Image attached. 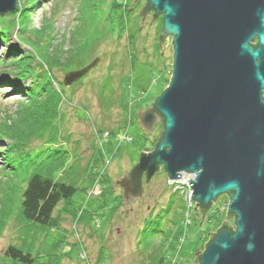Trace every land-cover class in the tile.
Listing matches in <instances>:
<instances>
[{
    "label": "rangeland",
    "instance_id": "1",
    "mask_svg": "<svg viewBox=\"0 0 264 264\" xmlns=\"http://www.w3.org/2000/svg\"><path fill=\"white\" fill-rule=\"evenodd\" d=\"M133 3L16 0L15 7L28 6L27 17L3 23L8 33L0 40V264H22L5 255L9 244L32 254L28 264H151L164 247L157 234L146 247L147 220L179 199L191 227L183 230L177 251L164 252L163 264H191V253L202 250L215 231L206 220L215 218L217 208L219 214L227 209L224 194L199 225L196 203L174 191L175 181L161 170L144 183L141 196L122 201L123 189L114 181L151 150L162 129L156 125L146 135L135 115L167 86L173 59L172 37L158 45L161 15L150 23L148 12L141 23L145 0ZM12 43L32 55L35 71L52 73L56 81L37 99L26 96L37 84L34 75L19 76L22 63L8 57ZM97 57L78 82L63 84L67 72ZM32 172L76 187L54 209V227L22 217V191Z\"/></svg>",
    "mask_w": 264,
    "mask_h": 264
},
{
    "label": "water",
    "instance_id": "2",
    "mask_svg": "<svg viewBox=\"0 0 264 264\" xmlns=\"http://www.w3.org/2000/svg\"><path fill=\"white\" fill-rule=\"evenodd\" d=\"M15 5L0 0V15ZM150 11V23L162 16L160 49L172 37L171 74L136 113L145 134L158 119L162 129L153 149L114 181L122 201L141 196L143 178L147 185L160 169L169 181L190 173L199 225L213 202L228 197L225 219L195 261L264 264V0H146L141 23ZM98 60L67 72L63 84Z\"/></svg>",
    "mask_w": 264,
    "mask_h": 264
},
{
    "label": "trees",
    "instance_id": "3",
    "mask_svg": "<svg viewBox=\"0 0 264 264\" xmlns=\"http://www.w3.org/2000/svg\"><path fill=\"white\" fill-rule=\"evenodd\" d=\"M27 7L28 6H26V4L24 5V8L23 6L15 7L13 11L7 12L4 15V17L0 19V27H2L0 30V40H5L6 39L5 35H7L8 33V30L6 29L7 26L5 27L6 21L9 19L14 20L15 18L20 19L21 17L24 18L27 17L25 15L26 11L28 12V10H26L28 9ZM22 11H24V13H22ZM7 14L9 15V17H6ZM3 23L5 24L3 25ZM18 23L19 25L17 31L19 30L21 31L22 29L21 22ZM161 27H162V16L160 21L159 32ZM36 31H41V30H36ZM9 48H10L9 51L10 53H8V57L12 58V60H15L14 62H17L18 65L21 63H22L21 65H23V67L19 68L20 71L18 75L24 76L25 71L26 72L28 71V74L30 73V75H26L27 77L28 76L31 77L32 75H34L33 79L34 80L36 79L37 84H31L30 86L32 87L31 93L30 91H26V96H28L29 99L32 98L37 99V97H39L42 94V92L45 91L46 86L48 85L52 86L53 83L56 82L55 80H53L54 78H51L52 73L44 74L43 71L41 72L35 71L37 70V68H36V64L33 65L32 63V55L23 54L22 51H19L20 48L17 47L16 43L15 44L12 43L11 45H9ZM17 51L19 52L17 53ZM54 61L57 62L56 59ZM38 74L41 75L40 77L41 79L40 78L37 79ZM12 85L15 87L14 84ZM153 146H154V142L152 144L151 150L153 149ZM160 170L163 171L166 177L164 170L163 169ZM75 191H76V187L72 183L64 182L61 179H55L49 174L32 172L27 178L26 186L22 191V198H21L22 217L29 222H33L48 227H54L57 225V219L56 217L53 216L54 209L61 200L70 199L75 193ZM215 212H216V215L214 216L215 218H213V220L207 219L206 222L213 224L214 227H216L215 228L216 230L225 219L226 210L225 211L222 210L221 213L219 214L217 208ZM147 227H148L147 229H144V231L147 232L146 236L149 238L146 247H149V245H151V241L153 240L154 237H156L155 234L159 235L160 237V241L158 245L164 247L163 250L160 249L161 253H158L157 251L159 255L156 259H153V261H151V264H163L166 260V256L164 252L176 250L178 248L177 246L180 240L183 238L182 237L183 230H186L185 228L191 227L187 219L185 220L184 209L182 207L181 199H179V204L176 205L174 204V202L169 201V203H167L166 206L162 208L161 213H159V215L155 216V218L153 219L147 220ZM4 252L5 255L10 257L12 260L20 262L22 264H28L34 261V257L32 256L31 253L23 250L20 246L14 244H9Z\"/></svg>",
    "mask_w": 264,
    "mask_h": 264
},
{
    "label": "built area",
    "instance_id": "4",
    "mask_svg": "<svg viewBox=\"0 0 264 264\" xmlns=\"http://www.w3.org/2000/svg\"><path fill=\"white\" fill-rule=\"evenodd\" d=\"M191 176L192 175L190 173H183L177 180H175L173 190L174 191L177 190L180 193L181 192L184 193L186 198L188 195L189 199L192 201V199L190 198L192 191L190 190L191 188H190V184L188 182V179H192Z\"/></svg>",
    "mask_w": 264,
    "mask_h": 264
},
{
    "label": "flooded vegetation",
    "instance_id": "5",
    "mask_svg": "<svg viewBox=\"0 0 264 264\" xmlns=\"http://www.w3.org/2000/svg\"><path fill=\"white\" fill-rule=\"evenodd\" d=\"M150 12H152V11H150ZM141 16V15H140ZM141 19H142V16H141ZM263 96H264V91H263ZM138 120V122H139V125L141 126V123H140V121H139V119H137ZM159 124H161V120L160 119H158V121L157 122H155V124H154V126H153V128L156 126V125H159ZM142 127V126H141ZM142 129H143V127H142ZM152 131V130H151ZM150 133V132H149ZM147 135V134H146ZM143 185H144V178H143ZM195 252H201V250H196V251H194V252H192L191 253V256H190V258H191V264H198L196 261H195V255H194V253Z\"/></svg>",
    "mask_w": 264,
    "mask_h": 264
}]
</instances>
